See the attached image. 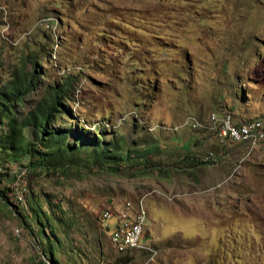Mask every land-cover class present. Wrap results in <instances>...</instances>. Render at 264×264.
<instances>
[{
	"label": "rangeland",
	"instance_id": "obj_1",
	"mask_svg": "<svg viewBox=\"0 0 264 264\" xmlns=\"http://www.w3.org/2000/svg\"><path fill=\"white\" fill-rule=\"evenodd\" d=\"M0 61L1 82L18 68L35 71L42 85L71 76L87 137L106 121L109 134L156 141L154 160L163 162L134 176L29 175L19 209L0 193V264L48 259L29 214L33 194L50 212L48 193L81 222L66 237V250L75 243L89 255L78 264H113L122 255L102 214L117 215L127 202L134 212L143 202L142 243L155 250L128 252L130 264H264V141L249 152L207 128L225 110L264 119V0H0ZM192 117L202 125L192 126ZM184 147L216 160L165 168ZM18 171L11 160L0 188L13 186Z\"/></svg>",
	"mask_w": 264,
	"mask_h": 264
},
{
	"label": "trees",
	"instance_id": "obj_2",
	"mask_svg": "<svg viewBox=\"0 0 264 264\" xmlns=\"http://www.w3.org/2000/svg\"><path fill=\"white\" fill-rule=\"evenodd\" d=\"M35 75V71L28 75L23 68H18L10 80L0 81V163L5 166V170L9 169L11 160L19 164L16 174L18 177L15 178L19 184L28 187L29 175H68L108 170L134 176L140 171L163 168V162L154 160L158 151H161L156 141H129L126 137L109 134V130H105L106 121L98 122L95 132L87 137L86 131L90 130L86 129L84 121L79 120L72 106L78 100L73 95L74 81L71 76L60 82L45 81L42 85ZM39 88L42 93L35 97L34 94ZM20 105L26 106V111H20ZM210 131L219 136L218 131ZM184 148L187 150L184 157L173 164L164 165L165 168H188L216 160L214 153L204 158L192 154L189 147ZM5 174L1 173L0 177ZM14 186L7 189L11 190ZM29 192L24 201H18L6 189L0 188L1 197L17 209L19 205L27 203ZM33 195L29 199L30 219L35 223L34 230L48 258L41 257L36 264H78L77 257L89 258L84 253L86 251L81 250L75 243L66 250V237H72L79 231L81 222L69 210L70 207L64 204V200L54 199L49 193L44 195L49 204L50 212H47L41 204L43 195ZM63 251H70L71 254L67 258L61 257ZM128 252L133 253L135 249L120 253L122 255L113 264H130L133 257Z\"/></svg>",
	"mask_w": 264,
	"mask_h": 264
},
{
	"label": "built area",
	"instance_id": "obj_3",
	"mask_svg": "<svg viewBox=\"0 0 264 264\" xmlns=\"http://www.w3.org/2000/svg\"><path fill=\"white\" fill-rule=\"evenodd\" d=\"M189 122L194 127L202 125L194 117ZM209 129L218 131L219 136L223 140L229 139L246 146L249 152L253 151V149L257 148L264 141V119L252 118L240 120L236 118L232 111L228 110H225L220 115L213 113ZM3 172H5V166L0 163V174ZM15 184L11 190H7V193L17 198L18 201H24L25 196L29 192V188L24 184H19L18 181ZM139 207L140 209L134 212L132 211L131 202H127L118 209L120 211L117 215L109 210L103 212V218L106 220L111 217H118V221L115 222L113 227L106 220L103 226L107 233L111 231L110 243L116 252L123 253L138 247L155 251L152 247L148 248L143 245L146 241L142 243V240L146 238L148 228L146 224L147 210L144 208L143 202L139 204Z\"/></svg>",
	"mask_w": 264,
	"mask_h": 264
}]
</instances>
